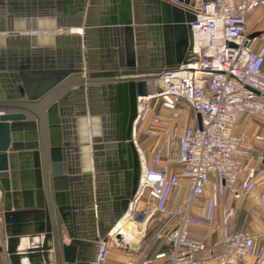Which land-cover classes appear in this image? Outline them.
<instances>
[{
	"label": "water",
	"instance_id": "1",
	"mask_svg": "<svg viewBox=\"0 0 264 264\" xmlns=\"http://www.w3.org/2000/svg\"><path fill=\"white\" fill-rule=\"evenodd\" d=\"M202 1L0 0V190L10 264H52L50 253L56 264L95 263L97 245L139 186L138 97L157 73L188 62L195 16L183 6ZM81 25L83 37L67 49L59 31ZM24 240L29 247L20 248Z\"/></svg>",
	"mask_w": 264,
	"mask_h": 264
},
{
	"label": "built area",
	"instance_id": "2",
	"mask_svg": "<svg viewBox=\"0 0 264 264\" xmlns=\"http://www.w3.org/2000/svg\"><path fill=\"white\" fill-rule=\"evenodd\" d=\"M183 8L195 16L190 57L157 73L148 82L154 89L138 97L133 138L140 180L126 214L140 221L164 216L161 230L170 228L171 249L152 261L129 258L121 264H200L196 255L207 246L192 238L188 227L223 233L224 252L213 257L218 264H264V245H257V234L229 232L233 201L257 189L260 207L251 213L264 229V133H249L242 121L245 115L264 117V45L258 46L248 29L250 14L264 9V0H203L200 7ZM186 108L194 112L196 125L185 122L179 133ZM141 125L155 140L149 160L137 141ZM185 190L189 196L175 205L176 194ZM227 195L231 201H223ZM203 196L202 213L196 216ZM140 204L145 208L139 211ZM219 209L220 223L215 220ZM2 229L0 217V233ZM114 243L118 240L113 232L99 242L94 264H110Z\"/></svg>",
	"mask_w": 264,
	"mask_h": 264
},
{
	"label": "crops",
	"instance_id": "3",
	"mask_svg": "<svg viewBox=\"0 0 264 264\" xmlns=\"http://www.w3.org/2000/svg\"><path fill=\"white\" fill-rule=\"evenodd\" d=\"M83 29L81 26H72L69 28H63L59 31L62 39H67L63 43L65 47L68 49L73 48L75 42L83 37V33L77 32L78 29ZM249 32L251 34H257L258 46L264 45V9L259 8L252 12L249 16ZM98 37H95L96 39ZM150 46V45H149ZM56 48V44L53 46ZM98 52V51H97ZM94 70L100 71L101 69V61H100V53H96ZM88 118L90 116L88 115ZM242 121L247 126L249 133H264V117L258 116H248L245 115L242 117ZM90 132V128L88 129ZM48 158H49V147H48ZM50 159V158H49ZM108 182V181H107ZM91 185L94 186V182ZM187 192H189L187 190ZM186 190L184 192H180L176 194L175 204L178 205V201L180 202L182 197L187 194ZM208 193V192H207ZM260 193V189H257L251 196H246L241 200L233 201V205L235 207V215L229 223V232L235 233L241 230H250L259 236V240L257 245L259 247L264 245V229L262 223L251 213V209L253 207H258L259 203L256 201L255 197ZM206 196H203L199 201V206L194 211V215L198 216L202 213L204 202ZM232 198L227 195L223 201H231ZM31 203L33 206L36 204V198L33 196L31 198ZM54 203V202H53ZM23 206L24 200H23ZM260 207V206H259ZM3 199L2 192L0 190V217L3 221V229L0 233V264H10L9 258L6 252L7 246V238L6 231L4 226V217H3ZM55 210V205H54ZM221 210H217L215 213L216 222L220 223L221 221ZM130 219V218H129ZM132 220V219H131ZM134 220V221H133ZM132 221L138 224L137 232L139 235H135L134 239L125 240L123 233H118L117 237H121L118 240V243H114L109 255V263L110 264H121L125 262L129 258L145 261L154 260L155 256L160 252H167L171 249V244L168 241L167 235L170 231V228L166 230H161L163 225L166 222V218L161 215H153L149 219H144L143 221L135 220ZM147 220V221H146ZM127 218H124L119 225H117L116 230L121 228L126 222ZM145 222L146 226L141 233L139 224ZM177 225V222L174 223ZM64 231V243L69 242V238L65 229ZM189 234L192 238L199 242H203L207 246V250L200 254L196 255V260L200 262V264H218L213 257L218 254H222L224 252V246L222 244L223 233L221 231H217L212 228L204 227V228H196V227H188ZM161 233V237H158V234ZM36 243L42 244L43 238L35 239ZM35 243V244H36ZM99 245H97L98 247ZM29 247V240H24L23 244L20 248ZM98 249L94 253L95 259L97 258ZM49 260L53 264L58 262L56 255L50 253Z\"/></svg>",
	"mask_w": 264,
	"mask_h": 264
},
{
	"label": "rangeland",
	"instance_id": "4",
	"mask_svg": "<svg viewBox=\"0 0 264 264\" xmlns=\"http://www.w3.org/2000/svg\"><path fill=\"white\" fill-rule=\"evenodd\" d=\"M154 87V86H151ZM150 88V86H149ZM151 89V88H150ZM152 90V89H151ZM185 122H189L191 125H196V119L194 117V112L191 109H184L183 110V118L180 120V126H179V133H181L184 129ZM147 129L145 126L141 125L137 129V141L138 145L142 149V151L146 154L148 160L150 159V155L153 151V147L155 144V140L153 137H151L149 134H147ZM187 192V191H186ZM190 192H187L184 197L180 198L182 200L186 199L189 196ZM180 203L179 201L177 202ZM177 205V204H175ZM145 208V205L140 204L138 207V210H143Z\"/></svg>",
	"mask_w": 264,
	"mask_h": 264
},
{
	"label": "bare ground",
	"instance_id": "5",
	"mask_svg": "<svg viewBox=\"0 0 264 264\" xmlns=\"http://www.w3.org/2000/svg\"><path fill=\"white\" fill-rule=\"evenodd\" d=\"M77 32L82 34L83 29L82 28L78 29ZM150 88L152 90L154 89V87H150ZM124 218H127L128 221L123 226H121V228L116 230L117 225H119V223H121ZM124 218L116 225V227L114 228V230L112 232H113V234L115 236H117L118 233H120V232L123 233V235L125 237V240L128 241V240L134 239L135 235H139V233L137 232L138 224L133 222L134 221L133 219H132L133 221L131 219H129L128 216H126ZM139 226L141 227L140 230H141V233H142L144 228H145V226H146V223L143 222V223L139 224Z\"/></svg>",
	"mask_w": 264,
	"mask_h": 264
}]
</instances>
